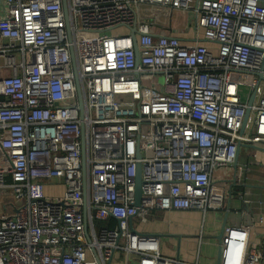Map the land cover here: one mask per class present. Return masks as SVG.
Segmentation results:
<instances>
[{
    "label": "built area",
    "instance_id": "2783aa9c",
    "mask_svg": "<svg viewBox=\"0 0 264 264\" xmlns=\"http://www.w3.org/2000/svg\"><path fill=\"white\" fill-rule=\"evenodd\" d=\"M0 6V264H111L115 254L188 264L162 256L160 238L134 222L170 211L205 218L242 184L227 173L238 145H264V0ZM174 12L206 46L155 32L150 14L171 28ZM232 73L251 77L250 107ZM53 185L63 193H37ZM252 205L263 210L264 199ZM248 229L224 228L219 264H264Z\"/></svg>",
    "mask_w": 264,
    "mask_h": 264
},
{
    "label": "crops",
    "instance_id": "0c3cea01",
    "mask_svg": "<svg viewBox=\"0 0 264 264\" xmlns=\"http://www.w3.org/2000/svg\"><path fill=\"white\" fill-rule=\"evenodd\" d=\"M150 16L149 20L154 23L157 34L172 35L182 44L198 43L206 46L201 35L198 40L194 39L192 27L183 30L184 25L181 24L178 28H170V22L164 17H156L153 14ZM243 166H248L249 170L239 171L240 168L243 169ZM227 173L230 180L233 179L234 173H237L239 180L243 179V181L242 184L231 185L232 196L226 202L225 210L209 212L205 218L197 211L158 212L144 222H134L135 230L140 234L159 237L160 250L164 257L178 258L188 264H217L219 245L216 237L223 224L225 227H247L243 205L248 202L252 212L248 244L264 256V209L259 210L252 205V202L264 199V145H240L236 157V168L228 169ZM45 188L61 190L59 194L45 196L61 195L64 191L61 185ZM258 217L262 219V223L258 222ZM201 230L203 235L199 240ZM117 255L118 261L123 263L125 259Z\"/></svg>",
    "mask_w": 264,
    "mask_h": 264
},
{
    "label": "rangeland",
    "instance_id": "374dc122",
    "mask_svg": "<svg viewBox=\"0 0 264 264\" xmlns=\"http://www.w3.org/2000/svg\"><path fill=\"white\" fill-rule=\"evenodd\" d=\"M172 27L173 28H178L183 25L184 22H187V17L183 16L180 12H174L172 14ZM113 34H122L124 33V30H118L112 32ZM250 76L247 74H239V73H232L230 75V79L233 83L237 84L238 86V94L241 98V101L246 103L249 100L250 97V88H249V81H250ZM158 83L161 85L163 82V77L161 75L158 76ZM33 193L35 194L36 191L34 190ZM38 194L45 196V195H54V194H59L61 193V190H55V189H48V188H43V190H39L37 192ZM58 196V195H57ZM46 197H53V196H46ZM112 264H123L121 261H118V255L115 254L113 257V262ZM128 264H134L133 262H129Z\"/></svg>",
    "mask_w": 264,
    "mask_h": 264
},
{
    "label": "water",
    "instance_id": "95a60500",
    "mask_svg": "<svg viewBox=\"0 0 264 264\" xmlns=\"http://www.w3.org/2000/svg\"><path fill=\"white\" fill-rule=\"evenodd\" d=\"M63 11L66 14L65 5H63ZM130 32H131V37L133 38V41L135 42V40H134L135 30L134 29H131ZM134 49H135V52L137 53L136 45H134ZM263 67H264V59H263L262 68ZM77 96L79 98V91H78V89H77ZM252 100H253V97H251L250 100L248 101V107L251 106ZM80 110H81V106H80ZM248 117H249V109L246 111V114H245V117H244V122H243V127H244V125H245ZM242 132H243V128H242L240 134H242ZM239 147H240V145H238V149H239ZM140 184H141V181H140V168H139V166H137V168H136V178H135V192H134V195H135V206H138L139 205L140 194H141L140 193ZM243 211L246 214L245 215V220H246V224L245 225L249 228L252 225L251 224V220H252L251 205L248 204V203H245L243 205ZM224 228H225V224H223L220 233L216 237V240L218 241V245H219L218 246V251H217V264H219V262H220L221 244H222V233H223Z\"/></svg>",
    "mask_w": 264,
    "mask_h": 264
},
{
    "label": "trees",
    "instance_id": "16d2710c",
    "mask_svg": "<svg viewBox=\"0 0 264 264\" xmlns=\"http://www.w3.org/2000/svg\"><path fill=\"white\" fill-rule=\"evenodd\" d=\"M97 225L100 227V226H102V223H100V222L98 223L97 222ZM109 225L112 226V223H110Z\"/></svg>",
    "mask_w": 264,
    "mask_h": 264
}]
</instances>
